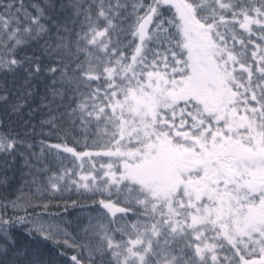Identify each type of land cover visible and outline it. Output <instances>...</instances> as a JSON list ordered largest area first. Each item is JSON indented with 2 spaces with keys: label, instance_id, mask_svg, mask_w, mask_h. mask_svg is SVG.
Listing matches in <instances>:
<instances>
[{
  "label": "snow or ice",
  "instance_id": "snow-or-ice-1",
  "mask_svg": "<svg viewBox=\"0 0 264 264\" xmlns=\"http://www.w3.org/2000/svg\"><path fill=\"white\" fill-rule=\"evenodd\" d=\"M0 264H264V0H0Z\"/></svg>",
  "mask_w": 264,
  "mask_h": 264
},
{
  "label": "trees",
  "instance_id": "trees-1",
  "mask_svg": "<svg viewBox=\"0 0 264 264\" xmlns=\"http://www.w3.org/2000/svg\"><path fill=\"white\" fill-rule=\"evenodd\" d=\"M51 142H55L54 140L53 141H51ZM38 150V149H37ZM79 211V210H78Z\"/></svg>",
  "mask_w": 264,
  "mask_h": 264
}]
</instances>
